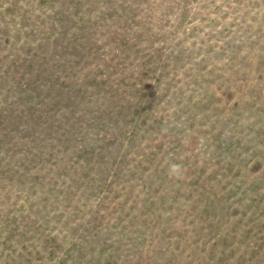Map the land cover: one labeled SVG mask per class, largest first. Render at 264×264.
<instances>
[{
  "label": "rangeland",
  "instance_id": "obj_1",
  "mask_svg": "<svg viewBox=\"0 0 264 264\" xmlns=\"http://www.w3.org/2000/svg\"><path fill=\"white\" fill-rule=\"evenodd\" d=\"M0 264H264V0H0Z\"/></svg>",
  "mask_w": 264,
  "mask_h": 264
},
{
  "label": "clouds",
  "instance_id": "obj_2",
  "mask_svg": "<svg viewBox=\"0 0 264 264\" xmlns=\"http://www.w3.org/2000/svg\"><path fill=\"white\" fill-rule=\"evenodd\" d=\"M176 169V166L175 165H173V170H175Z\"/></svg>",
  "mask_w": 264,
  "mask_h": 264
}]
</instances>
